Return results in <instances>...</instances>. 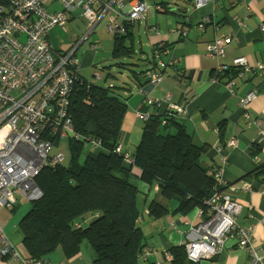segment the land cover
I'll return each instance as SVG.
<instances>
[{"label":"crops","instance_id":"crops-1","mask_svg":"<svg viewBox=\"0 0 264 264\" xmlns=\"http://www.w3.org/2000/svg\"><path fill=\"white\" fill-rule=\"evenodd\" d=\"M53 1L47 0V6L58 8L59 4ZM151 1L145 17L127 25L122 41L134 48L135 55L147 57L152 56L157 45L166 44L167 51L160 52L165 67L160 83L149 82L142 88L131 86L121 127L122 150L129 152L141 141L145 120L138 116L139 112L149 115L164 111L169 109L170 102L184 106L186 112L176 114V119L185 124L196 143L208 145L201 162L210 166L211 171L222 172L226 190L235 187L231 193L241 204L237 224L253 231L264 263V71L257 68L258 64L264 65V0H217L216 5L208 3L200 8L194 6L193 0ZM128 10L129 0H125L124 10L116 15L118 22L124 21ZM113 14L116 12L109 10L86 36L85 25H81L85 20L80 10H75L64 27H54L48 33L56 55L72 53L78 59L81 75L88 80L86 73H95L116 60V36L106 29L108 16ZM205 16L210 21L201 29L198 24ZM218 37L227 39L226 54L208 56V45ZM241 56L247 58L252 70L242 76L236 74L230 89L225 79H215L217 68H230L234 59ZM110 71L117 75L109 79L111 82L125 78L126 73L118 72L116 67ZM180 72L185 73L182 79ZM250 91L256 96L249 105L247 118L239 102ZM147 95L160 99V103H145ZM231 139L237 141L235 147L230 146ZM254 146L258 150L256 157L250 154ZM130 181L141 192L139 226L145 247L150 250L148 255L140 256L141 264L165 260L171 247L185 246L199 238L197 228L204 219L200 208L175 212L178 200L165 199L158 186L150 187L136 175ZM20 198L12 208L1 209V221L19 256L28 257L20 221L29 206H22ZM154 200L166 204L170 212L153 216L149 205ZM91 218L90 213L85 214V223ZM236 239L231 236L219 253L196 262L189 259L190 264H249V253L238 246ZM96 257L94 247L85 240L70 255L57 247L43 258L45 264H96ZM0 264H20V260L7 255L0 257Z\"/></svg>","mask_w":264,"mask_h":264},{"label":"trees","instance_id":"trees-1","mask_svg":"<svg viewBox=\"0 0 264 264\" xmlns=\"http://www.w3.org/2000/svg\"><path fill=\"white\" fill-rule=\"evenodd\" d=\"M124 37L116 35V60L96 70L101 72L100 79L94 76L88 80L80 72L73 85L69 110L76 134L64 139H68L70 162L45 166L38 173L35 180L43 196L30 201L20 221L29 258L44 259L57 247L70 255L86 240L96 251V264H141L140 256H146L143 252L149 249L139 226L141 192L130 181L132 175L150 187L158 186L165 199L178 200L175 212L204 210L213 192L226 189L217 182L211 167L200 160L208 145L196 143L185 124L169 109L148 115L140 143L129 151L134 165L123 162L126 151L116 149L122 144L121 127L129 91L131 86L142 88L149 83V73L163 74L165 65L160 66L162 58L156 54L168 47L157 45L151 57L135 55L134 48L123 43ZM112 67L125 72V78L109 81L117 77L110 71ZM238 69L226 67L216 72L215 79L228 83ZM183 77L185 73L180 72L179 78ZM60 141L57 137L54 144ZM85 141L95 149L80 160ZM257 151L254 146L250 154L256 157ZM169 212L161 202L154 200L149 205V213L155 217ZM87 213L92 218L85 223ZM167 253L169 257L165 256L164 261L168 264L191 263L184 245L171 247Z\"/></svg>","mask_w":264,"mask_h":264},{"label":"built area","instance_id":"built-area-1","mask_svg":"<svg viewBox=\"0 0 264 264\" xmlns=\"http://www.w3.org/2000/svg\"><path fill=\"white\" fill-rule=\"evenodd\" d=\"M216 1L193 0L197 8L208 3L216 5ZM53 2H57L59 7L47 6V0H0V257L12 255L20 260V264H45L46 260L19 256L4 232L1 209L12 208L20 197L36 201L43 196L36 176L45 166L55 167L66 160L63 150L52 153L54 139L63 140L75 133L69 108L70 94L80 73L79 62L72 53L56 55L48 38L49 31L54 27H64L72 12L80 10L86 23L85 35L88 36L107 12L114 10L116 14L108 16L106 29L115 36L122 35L127 32V25L143 19L149 8L145 0H129L124 21L118 22L116 15L124 10L125 0ZM209 21L210 17L205 16L198 26L204 29ZM262 28L264 30V26ZM226 46L227 39L218 37L208 45L207 55L224 56ZM156 56L159 57L160 53ZM159 64L165 65L161 59ZM234 66L241 69L238 76L252 70L244 56L235 58ZM225 68L219 65L217 72ZM257 68L264 71L263 64H258ZM94 76L100 79L101 72L96 71ZM162 77L160 72L149 73L153 84L160 83ZM233 84L234 78L228 81L227 86L231 89ZM255 96L250 91L240 99L239 106L245 110L247 118L249 105ZM145 102L159 104L160 99L147 95ZM169 110L178 115L186 112L184 106L172 102L169 103ZM138 116L144 120L148 118V114L143 112H139ZM258 123L261 124L260 121ZM236 145L237 141L231 139L230 146ZM116 150L121 153L122 144ZM122 159L134 165L129 152H124ZM221 173L212 174L225 187ZM234 189V186H229V190L213 192L206 208L200 209L204 219L197 228L199 238L185 244L191 261L216 255L231 236H236L238 246L250 255L249 264H264L253 231L237 224L241 204L231 193ZM149 253L150 250L143 252ZM166 257H169L167 252ZM157 264L168 263L160 260Z\"/></svg>","mask_w":264,"mask_h":264},{"label":"rangeland","instance_id":"rangeland-1","mask_svg":"<svg viewBox=\"0 0 264 264\" xmlns=\"http://www.w3.org/2000/svg\"><path fill=\"white\" fill-rule=\"evenodd\" d=\"M148 4H150L152 1L151 0H145ZM103 21H105V20H103ZM80 23H81V20H80ZM83 23V22H82ZM81 23V25L82 26H84L85 25V27H84V29L86 28V24H82ZM102 26H104V22L102 23V25H101V27ZM54 48V47H53ZM54 50H55V48H54ZM93 70H91V71H89L88 73H86L87 75L86 76H89L90 77V80L91 79H93L94 78V75H93ZM84 147H83V152H82V154H81V156H80V160H84V158H85V153L87 152V151H93L94 150V146L93 145H91L89 142H87V141H85L84 142V145H83ZM58 150H63L65 153H66V164H68L69 162H70V148H69V145H68V139H66V140H62V141H60V143L59 144H56V145H54V147H53V150H52V153H54V152H56V151H58ZM20 202H21V204H22V206L23 205H26V206H30L31 205V202L30 201H28V200H25V199H22V198H20Z\"/></svg>","mask_w":264,"mask_h":264}]
</instances>
